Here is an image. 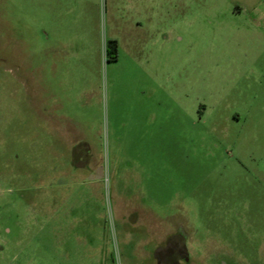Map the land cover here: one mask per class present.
I'll return each instance as SVG.
<instances>
[{
    "label": "rangeland",
    "instance_id": "rangeland-1",
    "mask_svg": "<svg viewBox=\"0 0 264 264\" xmlns=\"http://www.w3.org/2000/svg\"><path fill=\"white\" fill-rule=\"evenodd\" d=\"M250 1L0 0V264L45 256L33 225L64 195L100 216L111 264H264Z\"/></svg>",
    "mask_w": 264,
    "mask_h": 264
},
{
    "label": "crops",
    "instance_id": "crops-1",
    "mask_svg": "<svg viewBox=\"0 0 264 264\" xmlns=\"http://www.w3.org/2000/svg\"><path fill=\"white\" fill-rule=\"evenodd\" d=\"M161 1L164 2V0ZM248 5H252L253 10H257L262 6L264 11V0H252L248 2ZM245 9V5L236 7L239 13ZM67 196L64 195V198H62V209L47 206L45 209L46 220L44 226L33 225V228L36 227L37 229L35 231L37 234L32 236L31 242H36L37 247H42L45 256L26 258L25 264H57L54 260V253L56 255L60 253V264H111L103 238V227L100 216L96 215L94 210L75 208L73 206L74 203L70 202L71 197ZM58 197L57 194H52V198L48 199L47 205H50V203L56 205ZM174 227L170 230V233L174 232ZM32 231L34 232V230ZM2 232L5 235L11 231L3 227ZM162 237V240L157 241L154 254L155 261H157L161 250L165 251L167 233L164 230ZM20 242L16 241L15 245H20ZM4 244H8L5 237ZM175 247L176 242L173 244V248ZM173 256H175L174 260L163 261L162 264H182V259L185 261L187 257Z\"/></svg>",
    "mask_w": 264,
    "mask_h": 264
},
{
    "label": "trees",
    "instance_id": "trees-1",
    "mask_svg": "<svg viewBox=\"0 0 264 264\" xmlns=\"http://www.w3.org/2000/svg\"><path fill=\"white\" fill-rule=\"evenodd\" d=\"M111 44H114V43H110V47H112V45ZM114 48H116V44H114V46H113Z\"/></svg>",
    "mask_w": 264,
    "mask_h": 264
}]
</instances>
